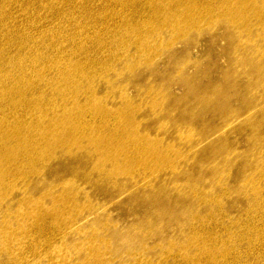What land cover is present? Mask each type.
<instances>
[{"label": "rangeland", "instance_id": "374dc122", "mask_svg": "<svg viewBox=\"0 0 264 264\" xmlns=\"http://www.w3.org/2000/svg\"><path fill=\"white\" fill-rule=\"evenodd\" d=\"M200 1L76 0L68 7L81 41L101 35L91 44L94 58L117 64L95 79L105 83L92 93L128 114L131 135L147 136L164 162L143 167L148 153L126 159L133 146L115 147L106 160L75 149L23 152L0 170V228L14 226L20 237L28 215L46 214L47 230L33 233L46 242L24 252L28 264H95L94 251L104 264L156 262L164 246L185 238L192 214L218 210L231 226L223 242L237 240L252 250L249 258L264 260V244L258 254L251 247L264 239V24L257 15L264 0H234L230 16ZM19 5L7 7L21 27L27 14ZM83 9L93 18L82 29ZM113 168L122 169L106 171ZM0 261H7L2 249Z\"/></svg>", "mask_w": 264, "mask_h": 264}, {"label": "bare ground", "instance_id": "6f19581e", "mask_svg": "<svg viewBox=\"0 0 264 264\" xmlns=\"http://www.w3.org/2000/svg\"><path fill=\"white\" fill-rule=\"evenodd\" d=\"M9 1L11 0H0V170L15 164L31 147H39L53 154L59 148L80 152L85 150L93 155L97 154L100 160H106L115 147L124 152L129 146H133V156L127 154L126 159L133 160L135 155L148 153L150 158L147 157L146 162L149 163H142L143 167L156 159L162 160V157L155 158L158 148L156 144L151 146L147 143V136L131 135L134 126L128 114L121 112L119 108L100 103L101 99L92 93L98 82L105 83L104 80L96 82L95 79H104L109 69L117 64L94 58L91 44L100 40L101 35L81 41L75 28L68 25L74 19L72 10L76 0H16L20 4L16 8L27 14L21 27L11 23L13 15L7 7ZM202 1L206 6L218 9L216 14L227 16L233 15L236 7L234 0L200 2ZM156 8L158 7L150 8L149 13H156L153 11ZM169 8L170 6L167 10ZM206 10L209 13L213 11L211 8ZM42 11L50 12L49 20L48 16L44 20ZM159 14L161 15L160 12ZM192 14L191 18L194 17V13ZM257 15L262 17L260 22L264 24V12L260 10ZM92 18L83 9L76 22L81 28L87 27ZM227 20L228 24H236L238 21L233 17H228ZM48 22L53 27L42 28ZM179 22L189 21L175 20V24ZM242 23L245 27V22ZM45 87L50 88L49 94L41 91ZM125 124L128 125L126 129H119V126ZM121 169L106 171L116 175ZM260 202L262 200L259 194L257 203ZM218 212L219 210L213 211L207 216L192 214L185 238L164 246L156 262L141 260V263L264 264V260L249 258L253 253L246 244L241 243V248L237 240L231 242V246L223 242L222 235L230 232L231 226L224 222ZM45 215L42 214L39 220H32L33 217L28 215L27 231L20 237L14 236V226H1L0 249L7 256V261H0V264H28V256L24 252L46 242L33 234L47 230ZM50 215L48 213V217ZM154 221H157L156 218ZM184 226L185 224L182 227ZM253 229L257 228H252V231ZM247 234L251 240L252 233ZM263 241L264 239L252 243L251 247L257 249V254L263 248ZM47 242L51 245L52 239ZM233 253L238 257L236 262L232 260ZM99 255L96 251L91 254L95 264L99 258V264H104ZM162 257L165 260L160 262Z\"/></svg>", "mask_w": 264, "mask_h": 264}]
</instances>
